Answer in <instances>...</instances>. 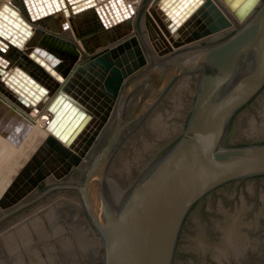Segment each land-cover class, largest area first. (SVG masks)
Segmentation results:
<instances>
[{
  "label": "water",
  "instance_id": "1",
  "mask_svg": "<svg viewBox=\"0 0 264 264\" xmlns=\"http://www.w3.org/2000/svg\"><path fill=\"white\" fill-rule=\"evenodd\" d=\"M44 1L42 17L70 15L83 48L65 36L67 22L55 23L47 34L54 44L49 60L37 49L31 55L66 80L61 89L33 78L22 63L10 72L9 43L30 24L8 5L0 9L2 80L29 112L51 97L49 134L0 195V224L38 215L49 195L50 205L70 195L100 242L97 258L86 264H173L184 221L200 201L226 184L264 176V139L257 138L264 135V0L254 10L259 0H155L172 41L159 53L144 41L138 13L128 37L95 34L98 8L112 10L119 22L130 19L134 12L123 0H97L99 6L95 0ZM85 14H93L89 27L80 20ZM144 15L148 27L146 9ZM140 27L144 31L142 20ZM257 100L254 112L243 116ZM242 116L235 139H252L228 144L231 123ZM245 208L242 200L231 215L220 206L226 222L217 223L218 240L207 242L197 226L188 249L229 262L237 242L256 227L242 218Z\"/></svg>",
  "mask_w": 264,
  "mask_h": 264
},
{
  "label": "bare ground",
  "instance_id": "2",
  "mask_svg": "<svg viewBox=\"0 0 264 264\" xmlns=\"http://www.w3.org/2000/svg\"><path fill=\"white\" fill-rule=\"evenodd\" d=\"M95 1L99 6L100 2L98 3L97 0ZM142 1L143 0H123L125 5L127 6L129 5L130 9H128V7L127 9L130 12V14L131 11L134 12V14H132L130 19H127L123 22L118 21L117 17H115V15L112 13V10L109 9L110 10L109 12L104 7L102 9L98 8L99 17H97L98 19L97 24L98 23L99 24L97 26V29H95L94 31L95 34L96 33L98 34L100 31V34L103 35L102 37H105L114 33L118 38V37H128L130 34L134 33L137 11L140 9ZM219 1L221 2V0ZM261 1L262 0L258 1V3L253 8V10L260 5ZM50 2L53 5V0H50ZM57 2H59V0H57ZM41 3L42 4H38L37 0H0V9H2L4 5H8L11 9H15L19 11L20 12L18 13L19 16H21L22 19L26 21V23L30 24L29 30L27 31L28 33L18 28V31H20L22 34L21 37H17L15 38V40H13V42L9 43L10 46L6 53L8 54L9 52H12L14 54V57L12 64L9 67H7V69L11 72L13 70V67L16 65V63L18 62L22 63L24 66H26V68L30 70V73L32 74L33 78L40 79L44 81L47 85L53 86L54 90L57 87L58 89H61V87L65 84L66 80L58 79L50 70L46 68L45 65L41 64L36 59L35 56H32L31 52L37 49V51H35L36 52L35 54L37 56L46 54L45 59H48L49 56L47 55L48 54L47 51H49L48 49L52 47V45L54 44L53 42H50L48 40L47 34L53 32V27H52L53 24L61 23L64 21L69 24V28L66 31H64V34L66 33L65 36L69 37L68 39L73 40V42L77 44L78 48H80L81 52L83 45L81 40L77 38L73 32V27L70 25V18H71L70 15H67L62 10L60 12H54L52 16L42 17L41 15L42 12L40 11L39 7L44 6L46 11H48V8L46 7V2L44 0H41ZM116 6L119 10L118 14H120V16H123V13L121 12L119 6L118 5ZM26 7L28 9L30 7L28 13ZM158 7L159 5L155 2V0H150V2L146 7V12L149 14L148 27L146 25L147 21L145 15L142 19V27L145 31L144 34H146V40L147 38H149L148 44L151 47V49H153V53L155 52L159 53L161 52L162 49L172 46V41L170 40V37L166 35L162 27V22H165V20L162 17V15L158 12ZM152 11H156L158 14ZM252 11L249 13V16L253 13ZM89 13H93V12H89ZM92 15L93 14H88V15L85 14L80 18L84 26L89 27L88 23L91 21L92 23H94V19L91 20L90 18L92 17ZM192 16H190L189 18L190 20ZM0 27L1 29H3V26ZM5 31L8 32V30ZM2 34L6 37L5 33ZM212 38L214 37H209L208 39H212ZM0 62L3 67L4 66L3 64L5 63L2 62L1 58H0ZM1 70L3 69L0 68V72ZM2 75L3 73L2 74L0 73V138L2 139L0 141V156L2 159H4L3 160L4 162L2 161L4 164H1V161L0 164L3 166L5 165L6 167L2 168L3 172L0 173V178H1L0 183H2L0 186V195L13 180L14 176L18 173L21 166L27 161V159L36 150L39 144L49 134V131L46 129V123L50 118V114L46 111V107L48 102L51 100V97H49L47 101H41V103L38 105L39 107L38 111H34V109L32 110L30 109L31 111L29 112V109L19 101L18 94L12 89H10L2 80ZM8 82L9 84L12 83L11 81ZM47 88L49 89V87ZM47 95L50 96L51 91H49ZM14 138H17L16 142L12 141V139ZM6 139L9 141H7ZM10 141L16 143V145L11 143ZM12 145L14 146L12 147ZM7 148L9 149L10 152H13L10 149H14V150L16 149L14 151L15 154L12 153L11 157H9L8 154H6L9 153V151L6 152V150H8ZM12 155H14V157ZM61 210L64 211V209ZM43 211H45L44 213L45 216H40L41 215L40 213H42ZM43 211L41 212L38 211L39 213L38 215L34 214L33 216H29L28 218L30 219L29 225L26 223V226L23 227L22 226L23 222H22L21 223L22 225L18 227L14 224L15 228L11 226L12 228L7 230V234L11 231L17 232V234L20 237V240L24 244L25 239L28 240L27 238H29L28 241H30V237L32 239L33 237H38L41 231L43 232L49 231V228L50 227L52 228L53 221H55L56 212L58 210L56 211V209H53L52 206L50 205ZM22 217L24 216H21L19 218L22 219ZM56 218H58V216H56ZM41 223L43 225V229L39 228ZM84 236L81 235L80 239L78 238L80 241L79 243L80 247L81 248L83 247L82 250L85 249V246H87V244L90 241L93 245L94 244L95 246L97 245L98 241L94 237L91 240L89 239L88 241L87 237ZM3 239L5 242V245L3 244V246H5V248L15 249V246L9 245L6 242L5 237ZM64 245L67 246V248L69 247L68 250H71L68 242H66ZM24 250L25 249H23V251ZM36 251L35 249H32V251L27 252V257L28 260H30L29 262L31 264H40L41 259L39 256H37L36 258L35 256ZM65 253L67 254V252ZM54 255L55 253L52 252V250H48V258L52 259ZM97 255L98 254L95 253V258H97ZM21 259L23 261H26L22 257ZM80 264H86V262L85 263L80 262Z\"/></svg>",
  "mask_w": 264,
  "mask_h": 264
},
{
  "label": "flooded vegetation",
  "instance_id": "3",
  "mask_svg": "<svg viewBox=\"0 0 264 264\" xmlns=\"http://www.w3.org/2000/svg\"><path fill=\"white\" fill-rule=\"evenodd\" d=\"M263 95L264 92L260 96V100ZM260 100L252 102L245 109L243 116L246 114L250 116L252 111L254 112V109L260 104ZM167 101L166 99L165 104ZM187 115L188 110L183 115V122ZM243 116L240 118V121L238 118H234L232 121L227 137L228 144L247 143L252 139L247 137L243 140L235 139L236 134L234 133L236 132L237 125L242 121ZM179 135L174 136L166 146L174 142ZM257 138L264 139V135ZM46 187L47 185L43 183L39 189ZM242 200L246 203L242 218L246 221H255L254 225L256 227L248 229L244 243L241 241L237 242L238 251L236 250L232 255H229L230 261L224 264H264V176L226 184L200 201L184 221L176 250V258L173 264H178L179 262L185 264L192 262L194 264H217L210 258L209 253L202 254L188 249V244L192 238L191 235H193L194 229L200 226L203 228L205 233L204 237L207 242L214 243L217 241L219 237V226L217 223L225 224L226 222L224 219L225 216L219 211V207H223L227 214L234 215L240 207ZM13 217L15 216L11 218ZM9 219L1 222L0 226L5 223L7 224Z\"/></svg>",
  "mask_w": 264,
  "mask_h": 264
},
{
  "label": "rangeland",
  "instance_id": "4",
  "mask_svg": "<svg viewBox=\"0 0 264 264\" xmlns=\"http://www.w3.org/2000/svg\"><path fill=\"white\" fill-rule=\"evenodd\" d=\"M149 2H150V0H143L142 1L140 9L137 11V13H138L137 26H138L140 32L142 33V37H144L143 38L144 41L147 43L148 47L151 49V47L148 44L149 38H147V40H146V36H143V35H145L144 34L145 31H142L141 27H140L144 11H145ZM151 50L153 51V49H151ZM1 140L2 139L0 138V141ZM7 141H9V140H7ZM12 141L16 142L17 138L12 139ZM12 141H10V142L13 143ZM13 144L16 145V143H13ZM14 145H12V147ZM10 150H12L13 152H10L9 149L6 150V152L9 151V153H6V154H8L9 157H11L12 153L15 154L14 151L16 149L15 150L10 149ZM8 156H7V158H8ZM12 156L14 157V155H12ZM3 160L4 159H2L0 156L1 164H4ZM1 164H0V173L3 172L2 168L6 167L5 165L3 166ZM75 177H76V175L74 174V175H72L71 178H75ZM1 184L2 183H0V186H1ZM43 190H45V188L39 189V191H43ZM49 197H52V195H49L48 198ZM73 197L74 196H70V195H59L58 197H54L51 201H56V204H54V205L52 204L51 206L53 209H56V211L58 210L56 212V216H58V218H56V216H55V221H53L52 228L51 227L49 228V226H48L49 231H44V232L41 231V233L38 237H33V239L30 237V241H28L29 238H27L28 240L25 239L24 244L20 240V237L17 234V232L11 231L7 234V230L12 228V227L15 228V225L18 227H20V225H22V224H23L22 226L24 227V226H26V223L29 225V223H30V221H29L30 219H28L29 217L24 216V217H22L23 220L21 218L13 217V218L9 219V222L7 224L6 223L2 224L0 226V264H31L29 262L30 260H28L27 252L32 251V249H35V251L37 250L35 252V256H36V258H37V256L40 257V259H41L40 264H74V263H80V262L85 263L88 260L94 259L95 253L98 254V246H100V242H99L98 238L93 234V232L88 227V224L84 219V216H81L82 214L80 215V213H79L80 203L76 198H73ZM48 198L46 197L42 200V201H46V203H44L42 208H39V210H38L39 212L43 211L48 206H50V201H48ZM61 201H66V202L60 203ZM58 202L61 204V206H59L60 204ZM57 203H58V205H57ZM61 209H64V211ZM26 211L27 210H22L18 215H23V213H25ZM44 213H45V211L40 213L41 214L40 216H45ZM64 213L67 215H65ZM17 224H19V225H17ZM44 225H45V223H44ZM39 228L43 229L42 223L40 224ZM81 235H83V236L85 235L84 237H87L88 241H89V239L91 240L94 237L98 241L97 245L96 246H95V244L93 245L90 241L87 244V246H85V249L82 250L83 247L81 248L80 244H79L80 243L79 239H80ZM4 237H5L6 242L9 245L15 246V249L14 248L7 249V248H5V246H3V244L5 245V242L3 239ZM66 242L69 243L71 250H68L69 247L67 248V246L64 245ZM23 249H25V250L23 251ZM48 250H52V252L55 253V255L52 259L48 258ZM65 252H67V254ZM21 257L24 258L26 261H23L21 259Z\"/></svg>",
  "mask_w": 264,
  "mask_h": 264
}]
</instances>
